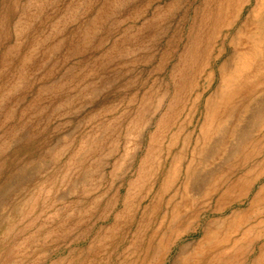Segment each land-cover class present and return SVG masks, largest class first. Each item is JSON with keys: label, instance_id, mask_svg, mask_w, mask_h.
Wrapping results in <instances>:
<instances>
[{"label": "rangeland", "instance_id": "1", "mask_svg": "<svg viewBox=\"0 0 264 264\" xmlns=\"http://www.w3.org/2000/svg\"><path fill=\"white\" fill-rule=\"evenodd\" d=\"M176 1L0 0V264H81L107 232L97 264H146L150 249L162 252L149 264H177L223 218L250 213L264 119L235 109L201 140L225 57L200 69L192 43L212 0ZM181 152L175 181L157 182L119 228L102 224L138 168L166 174ZM246 182L249 198L217 215Z\"/></svg>", "mask_w": 264, "mask_h": 264}, {"label": "bare ground", "instance_id": "2", "mask_svg": "<svg viewBox=\"0 0 264 264\" xmlns=\"http://www.w3.org/2000/svg\"><path fill=\"white\" fill-rule=\"evenodd\" d=\"M180 1L177 0L175 3H181ZM197 1L199 0H195V3ZM211 3L215 4V7L207 14L208 16L205 15L200 18L199 31L192 40L193 47L196 48L195 53L199 59L200 69L211 66V64H206V61H209L211 57L214 61H220L225 57L218 69V85L214 97L207 100L205 104L206 118L200 131V138L204 142L211 139L210 134L215 124L222 125L225 121L228 122L234 116L235 109H238L240 113L245 110L246 113L251 112L256 120L264 119V0H212ZM248 6L251 9L246 16ZM189 18L191 19L190 12L185 19L189 20ZM220 43L221 49L215 56H212L216 46ZM5 59L6 54L3 57V63ZM198 73L201 75V72H196V74ZM215 79L216 77L212 79L208 89L212 88ZM180 100L181 97L174 103L177 107L181 105ZM226 109L231 110L230 115L224 114ZM158 126L161 127V122ZM175 146V144L172 145V149ZM183 157L182 152L176 156L174 167L165 174V165L160 167V171L158 167L156 172H153V169L145 172L144 165L148 162L146 156L144 159L146 162H143V170L140 172V168H138L137 173H140L138 179L128 182L127 185L130 190L126 191L125 197H122L125 182L122 187H119L116 194L117 202L113 211L111 210V214L101 220L102 224H108V229L115 230L120 227L121 220L125 215L135 214L136 210L139 212L142 205L153 196L157 182L169 183L176 180L179 174V163ZM151 180L153 181L149 192L146 190L144 197L135 202L132 191L139 194L144 190L145 184ZM248 184L246 182L240 185L238 189L240 195L234 196L231 202L220 207L216 214L224 216L232 206L249 198L253 187L252 189L248 188ZM247 189L250 192L246 195ZM93 202L97 207L104 205V202L99 198ZM136 205L137 208H135ZM263 207L264 188L258 190L251 200L248 211L250 213L246 214V210L234 212L231 216L223 218L216 228L217 231L207 235L199 246L192 252L186 253L182 257V261H178L177 264H246L249 258L246 257V249L254 242L247 239H260L259 231L255 227H250V221L261 217ZM111 235L112 233L107 232L103 236L95 238L91 243L95 249L81 264H97L100 254L95 246L99 249L111 247L114 243ZM203 243H208V246H202ZM160 252L162 251L158 250L154 253L150 249L146 253V264H149ZM46 262L47 259L42 264H46ZM251 264H264V242L258 256Z\"/></svg>", "mask_w": 264, "mask_h": 264}, {"label": "crops", "instance_id": "3", "mask_svg": "<svg viewBox=\"0 0 264 264\" xmlns=\"http://www.w3.org/2000/svg\"><path fill=\"white\" fill-rule=\"evenodd\" d=\"M260 155H262V153H260ZM259 170H260V174L263 176L264 175V153H263V156L260 157ZM261 212H262V214H261V217L259 218L258 229H257L259 231L258 236L260 237V239H258V240L247 239V240L254 241V242H252V244H250V246L247 247L246 257H251V255H253V253L257 252L255 250H260L263 247V242H264V221H263V216H262L263 215V208L261 209Z\"/></svg>", "mask_w": 264, "mask_h": 264}]
</instances>
